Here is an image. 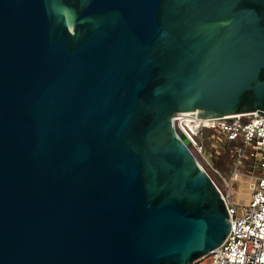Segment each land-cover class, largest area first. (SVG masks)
I'll return each instance as SVG.
<instances>
[{"label":"water","instance_id":"water-1","mask_svg":"<svg viewBox=\"0 0 264 264\" xmlns=\"http://www.w3.org/2000/svg\"><path fill=\"white\" fill-rule=\"evenodd\" d=\"M264 114V0H0V264H186L231 220L177 114Z\"/></svg>","mask_w":264,"mask_h":264},{"label":"built area","instance_id":"built-area-1","mask_svg":"<svg viewBox=\"0 0 264 264\" xmlns=\"http://www.w3.org/2000/svg\"><path fill=\"white\" fill-rule=\"evenodd\" d=\"M197 112L177 114L175 130L220 191L231 220L225 241L209 254L186 264H264V114L258 111L201 118ZM208 145L218 158L228 152L229 175L213 171L224 183L220 187L206 166Z\"/></svg>","mask_w":264,"mask_h":264},{"label":"rangeland","instance_id":"rangeland-1","mask_svg":"<svg viewBox=\"0 0 264 264\" xmlns=\"http://www.w3.org/2000/svg\"><path fill=\"white\" fill-rule=\"evenodd\" d=\"M205 154L207 155L208 159L210 160V163L212 166H210L202 157H199L200 160L203 162V164L206 166L208 171L211 173V175L214 177V179L218 182L220 187H224V183L219 177L218 174H216L213 171V168L219 169L225 176L229 175V170L232 168V160L230 158V155L228 152H223L221 156L218 158L215 157V154L213 150H210L208 145L205 148Z\"/></svg>","mask_w":264,"mask_h":264}]
</instances>
